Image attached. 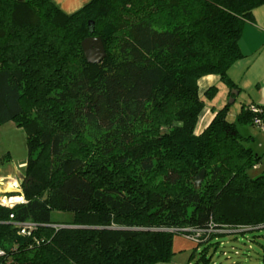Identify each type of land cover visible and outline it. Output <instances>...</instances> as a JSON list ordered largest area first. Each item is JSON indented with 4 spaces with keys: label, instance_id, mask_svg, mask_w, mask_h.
<instances>
[{
    "label": "trees",
    "instance_id": "1",
    "mask_svg": "<svg viewBox=\"0 0 264 264\" xmlns=\"http://www.w3.org/2000/svg\"><path fill=\"white\" fill-rule=\"evenodd\" d=\"M261 5L90 0L67 13L53 0H0V126H22L28 146L9 193L25 201L0 203V264L168 263L176 235L195 242V264H215L217 251L239 254L227 235L264 237V170L251 173L263 154L241 131L264 107L231 120L227 102L197 130L199 80L235 88L228 70ZM89 36L104 42L100 63L85 56ZM54 211L73 216L56 222ZM29 220L37 227L19 234Z\"/></svg>",
    "mask_w": 264,
    "mask_h": 264
},
{
    "label": "crops",
    "instance_id": "2",
    "mask_svg": "<svg viewBox=\"0 0 264 264\" xmlns=\"http://www.w3.org/2000/svg\"><path fill=\"white\" fill-rule=\"evenodd\" d=\"M53 1L65 12L73 13L82 8L90 0ZM239 44L243 52V57L236 60L228 70L229 77L236 84L234 89L238 90V94L235 95V100L233 103L240 98L244 100L243 108L245 109L251 105L264 107V5L257 7L254 10L251 19L246 20L242 34L240 36ZM213 86L217 87L216 92L212 98H209V102H207L205 92ZM199 91L200 95H203L206 101V107L203 111L197 128L198 131H201L206 125L210 123L211 119L215 115L216 110L228 102L226 99H230L232 90L222 81L220 76L210 74L202 77L199 80ZM241 111L242 109L240 112ZM237 115L238 114H236L235 120ZM232 116H235V114L232 113ZM22 163L25 168L26 162L24 161ZM17 176H19L18 173ZM1 185H3V183L0 182V187ZM5 189L6 188L1 187V190H4V192ZM181 236H183L186 241L182 239V242L179 246L180 252L189 249L191 250L194 248V246L196 247V244L194 245L195 242L191 237L189 238L188 236L184 235ZM177 252L178 251L176 250L175 256L177 255ZM175 256L171 262L157 264H191V262H187V258L179 260L176 259Z\"/></svg>",
    "mask_w": 264,
    "mask_h": 264
},
{
    "label": "rangeland",
    "instance_id": "3",
    "mask_svg": "<svg viewBox=\"0 0 264 264\" xmlns=\"http://www.w3.org/2000/svg\"><path fill=\"white\" fill-rule=\"evenodd\" d=\"M209 98L206 97V101L209 102ZM229 102V99H226ZM243 99H237L233 104L231 103L229 111V118L235 120L236 114L243 109L244 105ZM237 110V111H236ZM232 113L235 116H232ZM242 133L251 134L254 136L253 140L249 143L254 150L263 154L262 162L257 168L251 170L252 174H258L264 170V131L257 128L255 125L247 123L242 126ZM28 158V146H27V136L24 128L19 126L14 121H8L0 126V182L3 183L1 187L6 188L10 178H15L17 181V187L13 186L12 190L5 189L3 194L9 196V193L20 192L21 190L20 179L23 177V172L25 170L22 162H26ZM22 175L21 177L17 176ZM16 184V183H14ZM0 202L1 199H0ZM10 204V203H9ZM3 205H6L4 203ZM73 214L71 212H58L54 211L52 213V219L56 222L69 221ZM258 236L253 240L252 232H246L245 235L239 234L236 239H230L227 235L226 247L228 249L233 244L239 249V254L235 253L233 250L224 255L221 251H217L213 255V260L215 264H263L264 263V237L263 232H257ZM198 236V235H197ZM231 236V235H230ZM232 237V236H231ZM234 237V236H233ZM182 239L185 238L181 235L175 236V250H177L176 259L187 258V262L195 264V261L199 260L200 253L197 248H192L191 250L179 251L180 243ZM186 241V240H185ZM193 243V242H192ZM195 245V243H194ZM231 249V248H230ZM194 253V256L192 254ZM239 262V263H238Z\"/></svg>",
    "mask_w": 264,
    "mask_h": 264
},
{
    "label": "water",
    "instance_id": "4",
    "mask_svg": "<svg viewBox=\"0 0 264 264\" xmlns=\"http://www.w3.org/2000/svg\"><path fill=\"white\" fill-rule=\"evenodd\" d=\"M82 47L85 53V56L87 60L91 63H100L103 61V59L106 57L107 52L104 45V42L101 37L98 36H89L86 37L82 41ZM238 94L237 89H233L231 91V96L229 99V103H233L235 100V95ZM22 175H19L18 177H21ZM204 177V171H202L196 179V184L200 185L202 182V179Z\"/></svg>",
    "mask_w": 264,
    "mask_h": 264
},
{
    "label": "built area",
    "instance_id": "5",
    "mask_svg": "<svg viewBox=\"0 0 264 264\" xmlns=\"http://www.w3.org/2000/svg\"><path fill=\"white\" fill-rule=\"evenodd\" d=\"M253 112H255L256 114L260 113L261 112V108L258 107V106H255V105H251L249 107ZM253 123L254 125L259 128L260 130L264 131V116L263 115H256L253 119ZM17 182V181H16ZM14 186L17 187V183L14 184ZM17 190H20V189H17ZM3 195V193L1 194ZM6 196V195H5ZM2 201V200H1ZM24 197L20 200V201H17V202H24ZM17 202H11L10 204H6L7 206H10L12 207L15 203ZM1 204H4V202H0ZM10 218L13 219L14 218V214L11 213L10 214ZM19 226V234L21 235H26V234H30L31 231L33 229H35V227H37V224L33 221H21V222H18L17 224ZM197 237V235H196ZM6 251L5 249L0 245V258L3 257L5 255Z\"/></svg>",
    "mask_w": 264,
    "mask_h": 264
},
{
    "label": "bare ground",
    "instance_id": "6",
    "mask_svg": "<svg viewBox=\"0 0 264 264\" xmlns=\"http://www.w3.org/2000/svg\"><path fill=\"white\" fill-rule=\"evenodd\" d=\"M14 183H17L16 179L10 178L8 183L6 184L7 190H12ZM3 192H4V190H1V187H0V199L6 204H9L11 202L20 201L23 198V196H21V195H12V196L1 195V193H3Z\"/></svg>",
    "mask_w": 264,
    "mask_h": 264
}]
</instances>
